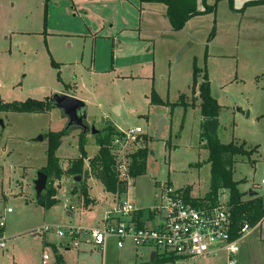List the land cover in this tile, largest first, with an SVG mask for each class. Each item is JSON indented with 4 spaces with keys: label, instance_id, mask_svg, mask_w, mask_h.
Returning a JSON list of instances; mask_svg holds the SVG:
<instances>
[{
    "label": "rangeland",
    "instance_id": "374dc122",
    "mask_svg": "<svg viewBox=\"0 0 264 264\" xmlns=\"http://www.w3.org/2000/svg\"><path fill=\"white\" fill-rule=\"evenodd\" d=\"M248 1L232 0L231 8L229 0H218L214 12L194 15L175 31L164 10L140 15L139 0H0V97L49 100L68 91L86 101V123L99 131L110 121L117 128L140 126V143L148 149L146 172L135 177L128 194L137 207H147L159 204L158 180H170L183 195L202 196L208 190L199 89L207 75L220 105L218 140L246 151L234 157L232 178L247 196L252 188L264 199V185L257 184L264 177V3L243 7ZM197 8L203 9L202 0ZM152 91L164 103H151ZM159 118L164 121L158 133ZM65 123L55 107L0 111V218L6 244L0 264H14V259L21 264L18 257L23 264H41L43 247L49 255L44 240L64 239L57 227H96L114 204L102 183L89 178V195L98 202L87 209L75 182L64 175L54 184L58 201L50 209L36 202L33 180L47 162L46 135ZM81 132L73 127L61 138L56 153L63 169L81 155ZM85 140L90 159L99 147L90 131ZM184 186H191V193ZM219 196L225 201L229 190L220 189ZM45 225L51 230L43 233L39 229ZM34 231L39 233L32 236Z\"/></svg>",
    "mask_w": 264,
    "mask_h": 264
},
{
    "label": "trees",
    "instance_id": "16d2710c",
    "mask_svg": "<svg viewBox=\"0 0 264 264\" xmlns=\"http://www.w3.org/2000/svg\"><path fill=\"white\" fill-rule=\"evenodd\" d=\"M143 2L162 3L166 6V16L173 30H181L186 21L192 16L204 14L206 12H214L218 0H215L213 5H210L206 0H202L203 9L197 8V0H139ZM231 8H233L232 0H229ZM264 0H251L246 2V5L262 4ZM197 69H194L195 86ZM206 74V73H205ZM193 89V88H192ZM201 102V113L205 117H217L219 114L220 105L210 93V84L207 75L205 80L199 85ZM151 103H164L160 97L152 91ZM51 98L49 100H38L27 98L24 101H4L0 97V111H18V112H43L52 108ZM204 135L207 137L208 146V162L210 163V189L200 200L202 203L215 204L219 196V190L227 188L229 190L228 204L232 214V230L231 237L237 236L238 228L247 223L253 226L258 223L264 216V199L260 195H254L249 199H243V192L240 191L238 181L232 178V166L234 157L237 154L246 152L233 143L223 144L216 135H211L208 132L207 123L204 119ZM68 133L64 128L60 131H49L47 137L46 156L47 162L40 170L48 176V183L42 194L36 199L37 203L42 204L45 208L53 206L57 199L55 195L54 182L60 179L63 175L74 177L81 176V183L76 187L82 195L84 203L88 204L90 198L87 192L86 179L90 176L99 180L104 187V190L111 193L122 194L128 189L127 180L119 176L116 168L117 155L112 150V141L116 136L121 137L123 133L114 125H105L98 134L95 135V143L99 146L98 153L93 156L88 167L84 165L86 152L84 150L85 133L79 134L78 144L81 152L80 157L71 159L68 167L63 169L60 158L56 150L58 149L62 136ZM145 136V135H144ZM146 139V138H145ZM148 149L146 145L139 146L137 149L128 153L129 157V175L134 178L146 172V157ZM188 196V195H187ZM196 202V201H193ZM141 214V212H139ZM138 213V216L140 215ZM139 225H142L139 223ZM2 235L0 231V236ZM177 256L171 254L162 258L163 261H175ZM54 264H63V258L56 255Z\"/></svg>",
    "mask_w": 264,
    "mask_h": 264
},
{
    "label": "built area",
    "instance_id": "2783aa9c",
    "mask_svg": "<svg viewBox=\"0 0 264 264\" xmlns=\"http://www.w3.org/2000/svg\"><path fill=\"white\" fill-rule=\"evenodd\" d=\"M120 131L123 135L113 139L112 150L117 155L119 176L127 180L129 186L133 178L128 172L127 155L141 145L142 128L135 126ZM260 184L264 185V178ZM127 192L122 193L123 196L112 193L114 204L105 211L100 225L87 228L69 223L62 228L57 227L56 234L68 239L73 247L87 243L101 250L107 239L114 237L118 247L129 241L136 247L148 246L162 257L173 254L186 259L215 256L225 251L228 263H236L239 240L250 226L242 224L237 236L231 237L233 220L229 198L225 201L219 199L215 204L193 202L172 184L161 182L156 192L159 204L152 208L156 215L155 221L150 225H139L133 214L137 206ZM10 211L11 208H7V212ZM4 225V218L1 217L0 227ZM39 230L48 232L51 228L45 225ZM4 239L1 235L0 247L5 246ZM43 258L47 259L48 255L44 254Z\"/></svg>",
    "mask_w": 264,
    "mask_h": 264
},
{
    "label": "crops",
    "instance_id": "0c3cea01",
    "mask_svg": "<svg viewBox=\"0 0 264 264\" xmlns=\"http://www.w3.org/2000/svg\"><path fill=\"white\" fill-rule=\"evenodd\" d=\"M150 4H154V5H150ZM155 9H157L159 11H157ZM165 9H166V6H164V7L158 6L157 3L143 2L140 5V15L141 14H147V10H148V12L150 11V12L158 13L161 10L165 11ZM58 92H63V93H67V94L73 95L75 97H78V96H76V95H74L68 91H58ZM83 101L86 103V101L84 99H83ZM86 107H87V117H88L89 111H88L87 103H86ZM60 113H61V111H60ZM110 124L114 125L117 128V125H115V123L113 121H110ZM218 126H219V124H218ZM117 129L121 130L123 128L118 127ZM146 144H142L141 146L146 145ZM207 158H208V156H207ZM90 159L86 158V160H88V162ZM200 163L201 162L199 161L197 168H199L201 166ZM203 164H208L209 170H210V163L208 162V160L203 161ZM64 176H66L67 179H68V177H70L73 180V177H71V176H68L66 174ZM89 178H94V177L90 176L87 179H89ZM262 178H264V177H262ZM87 179H86V185H87V192H88L89 186L87 184ZM94 179H96V178H94ZM134 179H135V177L133 178L132 183H134ZM59 180L60 179L56 180L54 182V184L57 185V183H59L58 182ZM73 182H74V180H73ZM161 182L162 181H159V180L156 181L155 186L158 187V185ZM168 182L171 183L170 180ZM257 184L261 185L260 183H257ZM102 186H103V184H102ZM129 187H130V185L128 186L127 190H129ZM184 187H189L188 192L191 193V191H192L191 186H184ZM209 189H210V183H209V187H208L207 192L209 191ZM103 190H104V187H103ZM241 191L244 193L243 199H249L252 196L258 194V192L253 190L252 188L249 189V193H248L249 195L248 196L246 195L247 193L244 190H241ZM250 191H252V192L254 191L253 192L254 194L251 195ZM104 192H107V191L104 190ZM207 192H205V194ZM107 193L112 194L111 192H107ZM72 194H73V192H71V195ZM127 194H128V192H127ZM205 194L202 196H194V195L192 196L191 194L189 196H187V195L186 196L188 198L192 199L193 201L199 202L201 199L204 198ZM78 195L82 199L84 206H88V205L90 206L87 209H91L92 207L97 205L98 201L94 197L89 195V192H88V196H89V198H92V200L90 199V202L88 204L84 203L83 197L79 192H78ZM57 196H58V194L56 195V199L58 201ZM130 198H131V196H130ZM225 198H227V197H225ZM219 199H222V196H218L217 201ZM134 203L136 205L135 201H134ZM154 206L155 205H148L147 207H137V210L134 211V213H133L136 221L138 223H141L142 225H144V224L147 225V224L153 223L155 221V218H156L155 211L152 210V208ZM50 208H45V209H50ZM73 210H68L67 213H70ZM139 212H141V214ZM145 212H147V213H145ZM138 213L140 214L139 216H138ZM69 221H71V220H68L67 222H69ZM67 222H65V223H67ZM0 231L2 234H4V227L2 229H0ZM38 233L39 232L34 231V232H32V236H36ZM43 233H45V232H43ZM44 244L46 246H49L48 247L49 249H47V252L49 253V255L45 252L46 249L44 250V247H43L41 264H46L47 263L46 261H49L48 264H54L56 255H60L63 258V264H177V263L178 264H185V262H187L188 260H191V259L196 260L197 258H201L202 260L199 262L197 261L194 264H197V263L198 264H230V263H228L225 251H220L218 253V255H215V256H210V255L198 256V257H193V258L180 259L177 262L163 261L162 260L163 257L160 256L159 254L155 253L152 250V248H150L148 246L136 247L131 242L126 241V243L122 247H118L114 237L108 238L106 241V245H105L104 249H101V250L98 248L95 249L94 247H92L90 244H87V243H83L79 247H73V245L69 242L68 239H61L58 241V243H55V242L50 241L48 239H45ZM5 247H6V244L4 247H0V249L3 250ZM17 248H15V249H17ZM145 248L149 249V251H147ZM6 251H8V250L6 249ZM44 254L48 255L47 259L43 258ZM18 258H19L18 261L21 264H23L24 261L20 257H18ZM236 258H237L236 263H233V264H264V216L262 217V219L258 223H256L253 226H250L247 233L243 237L240 238V240H239V251L236 255ZM13 261H14V264H18L16 259H14Z\"/></svg>",
    "mask_w": 264,
    "mask_h": 264
},
{
    "label": "water",
    "instance_id": "95a60500",
    "mask_svg": "<svg viewBox=\"0 0 264 264\" xmlns=\"http://www.w3.org/2000/svg\"><path fill=\"white\" fill-rule=\"evenodd\" d=\"M51 104L53 107L58 108L61 111L63 117H66L68 120L65 123V130H70L73 127L80 128L83 133H87L90 131L92 135L98 134L100 131L96 129V127L92 125H88L86 123L87 118V107L86 103L73 95L63 93V92H55L51 96ZM164 119L159 118L158 121V133L162 128V123ZM205 121L207 123L208 132L211 135H216L219 120L217 117H205ZM44 139L43 134H39L36 137V140L41 141ZM73 180L76 184L81 183V176L76 175L73 177ZM48 183V176L42 170L37 172L36 178L33 180L34 190L36 192V198H38L42 192L45 190ZM254 192V191H253ZM250 191V194H254ZM178 264V263H177Z\"/></svg>",
    "mask_w": 264,
    "mask_h": 264
},
{
    "label": "flooded vegetation",
    "instance_id": "af4514ba",
    "mask_svg": "<svg viewBox=\"0 0 264 264\" xmlns=\"http://www.w3.org/2000/svg\"><path fill=\"white\" fill-rule=\"evenodd\" d=\"M67 120H68V119L66 118V122H67Z\"/></svg>",
    "mask_w": 264,
    "mask_h": 264
}]
</instances>
